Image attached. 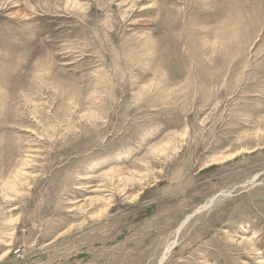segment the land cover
Returning a JSON list of instances; mask_svg holds the SVG:
<instances>
[{
	"label": "rangeland",
	"instance_id": "obj_1",
	"mask_svg": "<svg viewBox=\"0 0 264 264\" xmlns=\"http://www.w3.org/2000/svg\"><path fill=\"white\" fill-rule=\"evenodd\" d=\"M0 264H264V0H0Z\"/></svg>",
	"mask_w": 264,
	"mask_h": 264
},
{
	"label": "bare ground",
	"instance_id": "obj_2",
	"mask_svg": "<svg viewBox=\"0 0 264 264\" xmlns=\"http://www.w3.org/2000/svg\"><path fill=\"white\" fill-rule=\"evenodd\" d=\"M168 249V248H167ZM166 255V254H165ZM166 257V256H165ZM166 259V258H165Z\"/></svg>",
	"mask_w": 264,
	"mask_h": 264
}]
</instances>
